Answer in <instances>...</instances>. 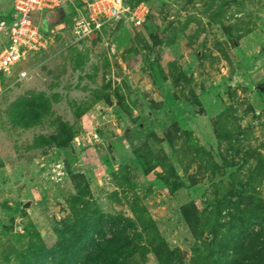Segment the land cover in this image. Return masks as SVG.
<instances>
[{
	"label": "rangeland",
	"instance_id": "obj_1",
	"mask_svg": "<svg viewBox=\"0 0 264 264\" xmlns=\"http://www.w3.org/2000/svg\"><path fill=\"white\" fill-rule=\"evenodd\" d=\"M141 1L140 26L75 41L54 25L0 74V264H37L33 246L52 245L65 218L127 243L125 264H213L204 243L235 246L236 223L264 241V0ZM148 109L160 125L112 162L120 111L132 122Z\"/></svg>",
	"mask_w": 264,
	"mask_h": 264
},
{
	"label": "built area",
	"instance_id": "obj_2",
	"mask_svg": "<svg viewBox=\"0 0 264 264\" xmlns=\"http://www.w3.org/2000/svg\"><path fill=\"white\" fill-rule=\"evenodd\" d=\"M60 6H66L70 14L66 21L54 27L64 28L75 41L101 34L116 23L138 27L148 12L141 0L135 3L128 0H11L9 13L0 19V74L45 47L52 29L47 35L41 32L42 14ZM25 73L22 69L18 76ZM96 141L95 131L80 140L75 137L76 145Z\"/></svg>",
	"mask_w": 264,
	"mask_h": 264
},
{
	"label": "trees",
	"instance_id": "obj_3",
	"mask_svg": "<svg viewBox=\"0 0 264 264\" xmlns=\"http://www.w3.org/2000/svg\"><path fill=\"white\" fill-rule=\"evenodd\" d=\"M137 1L139 0H128L129 3H135ZM63 7L65 8L66 6H60L53 9V11L58 9V15H55L54 17L59 18V22H55L54 18L51 16L52 22L48 25V27H45L42 24V17L40 21V30L42 33L44 28H47L49 33L54 25H58L61 22L67 20L66 16H68L70 12L68 8H65L64 10ZM48 13H51V11ZM120 113H122V116L125 115L122 111H120ZM63 169L64 172L70 177L73 175L67 161H63ZM179 187L180 186H178V188ZM179 209L183 218L186 220V222H188L185 204H182ZM242 212H247L249 214L253 213L251 209L248 211L243 210ZM250 218L258 220L260 216L252 214L250 215ZM61 226L63 227L62 230L59 228ZM54 232L56 234V238L52 245L41 244L40 246H33V249H35L34 254H36L35 260L37 264H75L76 262L78 264H125L124 261L118 259L120 258L119 256L124 249L128 251L125 248L127 243H119L117 246V240L115 238L99 241L93 236L94 225L87 222L86 220L77 218L62 219L55 228ZM226 235L229 237L227 243H234L235 246L226 244L224 245L225 248H221L220 253L212 254L211 252L214 247L218 245L215 244L216 241L214 239L204 243L205 249L213 245V248L211 250L209 249L210 251L206 255L209 257L208 260L213 262V264H264V241H257V237L255 236L256 233L247 232L246 230L242 229V226L239 223H236V226H229L228 233ZM238 241L239 243H237ZM242 241L245 243L243 244ZM228 247H231L230 254L226 252ZM235 249H240V252L242 253L240 258L241 262H235ZM168 253V247H165L166 257ZM206 256H204L203 259H205ZM157 260L160 263L162 262L164 264H169L167 261H163V258L161 257H158ZM173 264H177V261Z\"/></svg>",
	"mask_w": 264,
	"mask_h": 264
},
{
	"label": "water",
	"instance_id": "obj_4",
	"mask_svg": "<svg viewBox=\"0 0 264 264\" xmlns=\"http://www.w3.org/2000/svg\"><path fill=\"white\" fill-rule=\"evenodd\" d=\"M51 13H52V15L54 14V16L55 15L57 16L58 15V9H56L55 11H51ZM53 18H54L55 22H59V18H57V17L56 18L53 17ZM43 33L45 35L48 34V29L44 28ZM131 125H132V122L127 117L123 116L122 132L117 136L104 138L105 151H106L109 159L114 163L120 162L122 160V158L125 157V154H126L128 148H134V147L140 145L144 141V138H145L146 134L148 133V130H145L143 132V134L138 136L136 141L128 147L124 144V142L126 141L125 131H127ZM28 206H29V201H25L21 205L22 208H26Z\"/></svg>",
	"mask_w": 264,
	"mask_h": 264
},
{
	"label": "flooded vegetation",
	"instance_id": "obj_5",
	"mask_svg": "<svg viewBox=\"0 0 264 264\" xmlns=\"http://www.w3.org/2000/svg\"><path fill=\"white\" fill-rule=\"evenodd\" d=\"M159 119H160V112L158 111L155 112L150 109L145 110L144 113H142L137 119L132 121V125L130 126V128L127 131H125L126 141L124 142V144L129 147L136 141L138 136L143 134L145 130L148 131L154 130L155 127H158L160 125ZM122 129H123V125L121 126L120 133ZM129 151L130 148L127 149V153ZM127 153L125 154L126 156L128 155Z\"/></svg>",
	"mask_w": 264,
	"mask_h": 264
},
{
	"label": "crops",
	"instance_id": "obj_6",
	"mask_svg": "<svg viewBox=\"0 0 264 264\" xmlns=\"http://www.w3.org/2000/svg\"><path fill=\"white\" fill-rule=\"evenodd\" d=\"M11 0H0V19L7 16L10 8Z\"/></svg>",
	"mask_w": 264,
	"mask_h": 264
}]
</instances>
